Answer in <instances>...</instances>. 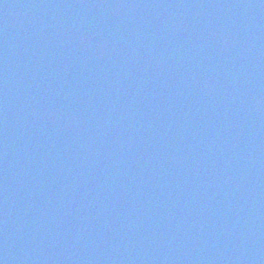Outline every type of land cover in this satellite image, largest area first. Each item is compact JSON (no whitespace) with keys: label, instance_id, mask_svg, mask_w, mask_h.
Returning a JSON list of instances; mask_svg holds the SVG:
<instances>
[{"label":"water","instance_id":"obj_1","mask_svg":"<svg viewBox=\"0 0 264 264\" xmlns=\"http://www.w3.org/2000/svg\"><path fill=\"white\" fill-rule=\"evenodd\" d=\"M125 264H264V114Z\"/></svg>","mask_w":264,"mask_h":264}]
</instances>
